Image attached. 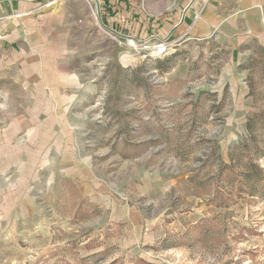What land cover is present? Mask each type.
<instances>
[{"label": "rangeland", "instance_id": "374dc122", "mask_svg": "<svg viewBox=\"0 0 264 264\" xmlns=\"http://www.w3.org/2000/svg\"><path fill=\"white\" fill-rule=\"evenodd\" d=\"M190 1L53 0L0 69V264H264V41L162 40Z\"/></svg>", "mask_w": 264, "mask_h": 264}, {"label": "crops", "instance_id": "0c3cea01", "mask_svg": "<svg viewBox=\"0 0 264 264\" xmlns=\"http://www.w3.org/2000/svg\"><path fill=\"white\" fill-rule=\"evenodd\" d=\"M223 1H202L200 17L193 23V33L201 38L208 37L226 23L238 31L237 36L242 40L264 41V0H228L227 5ZM231 1L236 4L234 14ZM52 3L53 0H0V69L8 66L13 71L30 70L28 62L22 63L23 51L19 45L28 39L36 47L38 33L47 42L48 35L39 25L43 22L46 25L55 16L50 7ZM237 15V20L232 18ZM6 59L11 62L6 64Z\"/></svg>", "mask_w": 264, "mask_h": 264}, {"label": "water", "instance_id": "95a60500", "mask_svg": "<svg viewBox=\"0 0 264 264\" xmlns=\"http://www.w3.org/2000/svg\"><path fill=\"white\" fill-rule=\"evenodd\" d=\"M96 3H97V8H98V12H99V16L101 17V14H100V3H99V0H95ZM196 2V0H191L189 2V4L186 6V8L184 9L183 11V14H182V18L181 20L179 21L178 24H176L172 29L171 31L169 32L168 36L166 38H163L162 40H167L168 38H170V36L175 32L177 31V29L185 22L186 20V17H187V13L189 12L190 8L194 5V3ZM105 27H107L106 25H104ZM109 28V27H107ZM111 29V28H109ZM113 32H115L117 35H120V36H123V37H129V38H133V37H130V36H127V35H124V34H121V33H118L116 32L115 30L111 29Z\"/></svg>", "mask_w": 264, "mask_h": 264}, {"label": "bare ground", "instance_id": "6f19581e", "mask_svg": "<svg viewBox=\"0 0 264 264\" xmlns=\"http://www.w3.org/2000/svg\"><path fill=\"white\" fill-rule=\"evenodd\" d=\"M133 42V41H132Z\"/></svg>", "mask_w": 264, "mask_h": 264}]
</instances>
